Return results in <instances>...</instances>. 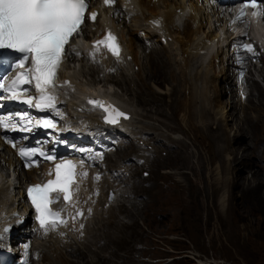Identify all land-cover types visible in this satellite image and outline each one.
Here are the masks:
<instances>
[{
  "label": "bare ground",
  "instance_id": "1",
  "mask_svg": "<svg viewBox=\"0 0 264 264\" xmlns=\"http://www.w3.org/2000/svg\"><path fill=\"white\" fill-rule=\"evenodd\" d=\"M89 2L90 10L97 11V18L94 22L85 19L84 25L81 26L80 39L79 37L70 38L64 52L63 68L60 70L62 80L66 82L68 80L70 83L67 90L62 89L65 87L64 85L58 89H60V98L65 100V107L69 109L66 111L71 121H85L89 128H100L105 131L112 129V133L116 134L128 132L130 136L127 134L124 136L132 141L136 140L139 135L138 139L140 140L146 131L139 127L138 122L134 125L132 121L146 119L149 109L145 107L143 111L138 112L125 105L117 91L113 89L114 85H124L122 91L125 94L135 93V97L140 100L136 101L134 98L135 104L142 106L150 102L143 100L145 96L167 95L175 92L180 98L175 103L170 99L168 108L174 115L179 116L181 124L190 129L194 127L192 116L201 119L205 117L206 111L213 112L215 115H219L217 123L221 125V121L227 120L229 117V109L234 111L237 106H240L241 109L250 107L251 111L249 113L244 111L243 117L234 114L235 117L232 118L230 115V119L235 124L234 132L256 135L257 129L261 128L259 125L264 123L263 30L258 29L257 26H251L243 28L247 32H236L217 0H116L109 6L105 5L104 0H89ZM89 23H96L97 26L91 25L90 35H87L84 30ZM240 25L245 26V22H241ZM106 32L116 33L123 51L121 57H105V65L99 66L89 59L85 46L92 39L102 36ZM250 33L258 41L256 50L261 51L259 59L254 61L248 53L242 52L237 46L242 39L250 37ZM136 36L139 37V45L135 41ZM148 40L151 49L149 55L145 53V49L149 47L146 44ZM153 51L158 52L156 56L165 55V62L173 64L174 73H170L171 77L164 76L163 80L166 81V84L171 83L172 85V83H177L179 78L181 86H183L180 94L175 87L166 86L165 90L156 87V85H160L161 80H158L154 72H157L159 68H164V65L162 59H156L153 56L155 54ZM100 55L103 56L102 53ZM111 67H114L113 72L109 71ZM100 73L103 76L99 80L94 78L95 74L99 76ZM246 74L248 75L246 77L247 84L243 85L241 79ZM106 78L109 80L103 83L102 81ZM149 80L152 81L151 84ZM216 82L221 89L227 87V91L230 92L229 100L217 106L216 95L214 92L211 93V87ZM134 85L137 89L132 92L130 89L133 90ZM249 85L260 91L259 99L252 98L258 96L259 93L253 95L251 90H249L246 99H241L239 90L243 89L244 91V88L250 87ZM129 87L131 88L129 89ZM234 87H236V92H234ZM83 96L88 98L107 97L106 100H111L124 108L130 118L123 119L120 124L103 125L95 110L81 106ZM234 96L237 98L235 99ZM193 100L199 105L192 104ZM205 101L208 102H206L207 106ZM226 104H228V108ZM244 104L245 107H243ZM256 114H260V117L257 121L252 122ZM200 126L204 128L206 123L202 121ZM247 127L249 130L245 132ZM171 140L176 141L174 138ZM142 142L146 143L147 141L143 140ZM130 146L129 150H133ZM115 153L117 152L103 155L102 166L110 171L114 178L113 180L106 178L100 183L101 193L93 203L92 214L79 221H69L65 226L50 230L45 234L42 233L43 230L37 228H24L27 227L32 215V208L27 203L24 188L28 182H36L43 174V168L52 164L25 170L21 168L20 161L14 156L13 150L0 141L1 234L3 236L9 234V239L13 241L14 245L17 243L21 245L22 241L30 239V247L33 250L30 264H70L69 261H64L65 258L68 256L81 257L76 254L83 248H86L88 257L91 259L94 253L96 264H103L111 258L113 250L107 252L103 248H99L96 244L101 237L97 238V236L102 235L104 238L108 234L103 230L105 226H115V222L117 229L121 226L122 223L119 220H114L119 219L116 217V210L128 212L135 205L133 201L129 200L130 209L125 206V201L128 198H126L125 190L119 188V185L125 180L122 177H117L124 173H126L125 177L128 176L130 167L125 170L126 164L123 162L125 155L119 156L122 157L121 162L123 163L119 165L114 163V166L111 161H113L112 155ZM116 179L118 180L115 184ZM105 183H107L106 186ZM89 184L90 180L87 177L79 182L78 189L83 192L85 187H89ZM117 191L119 194L115 196ZM108 198H112L110 203ZM222 198L224 197L222 196ZM101 200H103L102 203ZM109 206L112 207L108 209ZM105 209L107 216L103 213ZM104 219L106 221L102 223ZM5 228H7L6 232ZM108 231L113 234L112 229ZM1 234L0 238H2ZM78 259L83 261L81 258ZM78 262L76 264H80ZM91 263H94V260Z\"/></svg>",
  "mask_w": 264,
  "mask_h": 264
},
{
  "label": "rangeland",
  "instance_id": "2",
  "mask_svg": "<svg viewBox=\"0 0 264 264\" xmlns=\"http://www.w3.org/2000/svg\"><path fill=\"white\" fill-rule=\"evenodd\" d=\"M91 25L97 26L89 23L84 30L87 35H90ZM136 37L139 45V37ZM148 46L145 53L149 55ZM153 53L164 65L159 72H154L161 80L156 87L161 90L166 86L175 87L180 94L183 86L179 78L172 85L163 80L164 76L171 77L170 73H174L173 64L165 62V55ZM94 76L99 80L103 75ZM213 85L211 93L216 95V106L226 103L230 98L228 88L221 89L218 82ZM123 86L114 85L113 89L125 105L138 112L146 107L149 115L146 119L132 121L145 129L143 139L140 141L137 135L136 140L130 139L129 144L117 148V153L112 155L113 164L124 162L125 170L130 167L119 188L126 192L125 206L130 209L129 200L135 205L128 212L116 210L119 219L114 220H119L121 226L117 229L116 222L115 226H105L103 230L108 234L104 238L97 236L101 237L96 244L99 248L107 252L113 250L111 258L103 264H264V123L259 125L261 128L256 135L234 132L235 124L230 115L243 117L244 111L249 113L250 107L244 104L245 108L229 109V117L222 120L221 125L217 123L219 115L213 112L206 111L201 119L192 116L193 131L181 124L179 116L168 108L170 99L175 103L180 98L175 92L145 96L143 100L150 102L142 106L135 104V99L140 101L135 93L122 91ZM136 89L134 85L130 91ZM249 90L253 95L259 93L252 98H260L259 90L252 86ZM192 104L199 105L194 100ZM259 117L260 114H256L252 122ZM202 121L206 123L204 128L200 126ZM248 130L249 127L245 128V132ZM129 146L133 150H129ZM122 155L128 159L123 157L121 162L119 156ZM118 194L119 191L115 196ZM108 201L110 203L111 199ZM103 213L107 216L106 209ZM80 252L76 255L81 257L68 256L64 261L96 264L93 252V255L90 253L92 259L86 248Z\"/></svg>",
  "mask_w": 264,
  "mask_h": 264
},
{
  "label": "snow or ice",
  "instance_id": "3",
  "mask_svg": "<svg viewBox=\"0 0 264 264\" xmlns=\"http://www.w3.org/2000/svg\"><path fill=\"white\" fill-rule=\"evenodd\" d=\"M104 2L110 5L115 0H104ZM249 7L259 9L260 6L257 0H244L237 19L242 20L245 17V9ZM87 9V0H0V49H12L23 54L18 64L20 68H23L29 60L31 63V67L26 72H19L9 84L0 83V89L10 92L12 99L19 100L21 97L18 89L21 85L31 84L34 80L35 89L40 93L39 102L35 107H53L55 97L49 95L47 89L55 87L54 77L63 60L65 46L69 44L70 38L80 32ZM258 14V11L253 12L254 16ZM96 16L95 12L90 14L92 20H95ZM108 40H115V37L109 33L103 41H97L96 45L107 43ZM243 48L254 53L251 44H244ZM109 50L114 55H118L116 46L109 45ZM24 102L32 104L33 98L28 97ZM89 103L103 106L98 101H89ZM118 114L123 115V113ZM111 122L116 121L113 119ZM45 123L50 124V122ZM0 126H6L2 118H0ZM19 155L21 157L35 155V149L21 147ZM47 158L52 159V157ZM62 167L67 168L63 176L60 171ZM74 167L71 162L67 165L58 164L54 180H49L44 185H33L28 189L37 212L36 218L45 234L50 229H54L58 223L67 224L66 220L60 218L59 212L53 211L48 206L56 202L49 198V193L63 192L64 200L69 199V185L74 182ZM4 231L6 232L7 228Z\"/></svg>",
  "mask_w": 264,
  "mask_h": 264
}]
</instances>
